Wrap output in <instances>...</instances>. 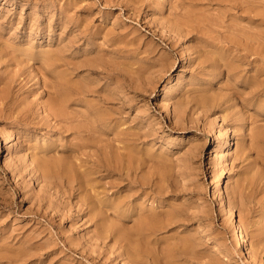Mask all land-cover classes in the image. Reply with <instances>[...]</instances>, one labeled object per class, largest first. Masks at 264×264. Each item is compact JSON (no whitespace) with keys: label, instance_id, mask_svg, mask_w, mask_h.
<instances>
[{"label":"rangeland","instance_id":"374dc122","mask_svg":"<svg viewBox=\"0 0 264 264\" xmlns=\"http://www.w3.org/2000/svg\"><path fill=\"white\" fill-rule=\"evenodd\" d=\"M120 1L0 0V264H126L124 252L134 248L143 253L141 264H264V91L258 87L264 73L240 66L226 44L245 40L238 31L244 23L247 47L264 52V25L241 22L229 0ZM246 1L264 12V0ZM184 12L187 26L178 36L163 28ZM105 57L129 72V88H117L98 72ZM226 60L234 66L228 68ZM69 61L78 67L70 76L74 80L116 91L112 108L120 117L112 115L121 129L129 128L131 148L144 159L135 172L148 195L134 198L137 186L99 194L111 203L132 190L119 210L94 212L103 220L80 216L62 183L54 195L27 176L29 167L18 163L21 174L9 177L16 158L26 162L54 147L63 156L60 135L42 123V105L52 76L69 70ZM95 96L87 94L85 102ZM81 105L72 108L84 111ZM114 121L106 130L109 138ZM224 128L226 142L218 148ZM8 133L14 140L7 144ZM222 153L221 192L227 204L234 198L233 217L250 263L232 238L230 217L210 195ZM141 213L157 214L161 225L149 234L136 232ZM97 230L104 240L83 249Z\"/></svg>","mask_w":264,"mask_h":264},{"label":"bare ground","instance_id":"6f19581e","mask_svg":"<svg viewBox=\"0 0 264 264\" xmlns=\"http://www.w3.org/2000/svg\"><path fill=\"white\" fill-rule=\"evenodd\" d=\"M115 1L117 2V0ZM121 1L123 2V0ZM228 7L230 9L235 10V12L238 13V17L242 18L241 22L244 19L251 20L252 22H254L255 20H259L264 25V12L257 11L256 6H254L252 2L250 3L246 0H229ZM188 15H189L188 12H184L183 15L180 16L183 18H177L176 21L172 23H168L167 21V23H164L163 28H166V30H168L167 32L171 34H177L178 36V34H180L181 31L183 30V27L187 26V21L184 20V18L185 16L188 17ZM126 17H130V14ZM131 18L132 17H130V19ZM133 18H135L134 15ZM151 20L153 21V19ZM245 25L246 24L241 23L238 26L239 27L238 31H241L244 34L243 36L245 40L243 41L242 39H238L237 41H235L234 39H230V40L227 39L226 44H228V50L235 51L238 54L237 63L240 64V66H242L243 64L250 65L251 68H254L255 71L254 73L256 75L262 76L264 73V52L263 50L260 49H251L249 45L247 47L246 45L247 37L245 32L247 26ZM230 29L232 30V27H230ZM234 30L236 29L234 28ZM161 34L163 36V33ZM70 46L71 45H69V47ZM64 54H66V52ZM108 59H106L107 61L104 60L105 65L102 64L103 65L102 69L98 72L103 74L104 75L103 77L109 80V82L116 84L117 88L120 85H123L124 87H126V89L129 88L131 85L129 72H127V70L122 71L124 69L122 70L118 69L117 65L114 64L116 62L114 61L108 62ZM246 60L247 62H245ZM47 62H48L47 63L48 66L49 64L53 63L51 58L48 59ZM161 63H163V61ZM225 63L228 68H232L234 66V63L229 60H226ZM89 64L90 63L87 64L89 71L95 72V70L91 68L94 66H92L91 64V67L89 68L90 66ZM66 65L68 66L69 70H65V72L61 74L52 76V81H50V84L48 86H46V84L44 83V86L47 87V92H46L47 100L43 102L42 105V110L45 113L42 123L46 126L51 127L56 131V133H58V135H60L61 137L60 140L62 143L59 145V147L61 148L63 156L62 157L56 156L55 154L56 150H54L56 149V147L50 150L43 149L42 150L43 154L41 156L34 158L31 154L28 156L27 159L28 161L26 162H24V160L20 157L16 158L18 159V161H16L17 163L13 162L11 165L12 167H10L11 169L9 168V170L11 173L12 172L15 173V175L17 174L20 175L21 172L19 171L20 170L19 168L21 166L29 167L30 171L26 173L27 176H30L31 179L37 182L38 183L37 185L41 184L43 189H49V190L53 189L54 195H57L55 191V187H59L62 183L63 186L65 187V190H67L66 191L67 194L76 199V204H75L77 206L76 212L79 213L80 216L83 217V215H86L89 220L90 219L103 220V217L99 216L100 214L96 215L94 214V212L102 208H105L106 210L108 209L119 210L121 206L125 204L121 202H123L124 198L129 196L128 193L131 192L132 190L129 192L123 190L124 193H120V195L116 198L117 201L115 202L113 201L111 203H109L108 201L100 200V198L97 197L99 194L103 192L105 193V191H108L110 189H114L115 192H117L116 191L117 189L130 187V186H137L139 188L138 194L137 195L135 194L134 198L137 199L140 196L148 195L147 192V189L149 188L148 185L146 184L145 181L141 179V176L137 175V173L135 172L144 163L143 162L144 159L138 160L136 158L137 152L132 150L131 148V146L133 145V134L130 133L128 127L121 129L120 126L122 123H120L119 120L120 110L119 109L116 110L112 108V105L115 102V98L113 97V95L116 93V91L114 89H108L107 91H104L102 90L103 88L100 89L97 88V86H93V83L91 82H87V84H83L84 81L81 82L80 80H74L70 76L72 74L74 75L75 71L77 72L78 67L75 66V64L72 63L71 61H69ZM166 71L168 70L166 69ZM137 74L139 75V73ZM252 77H254V75H252L251 78ZM82 79L85 80L83 77ZM139 80L140 79H138V81ZM136 82L134 81V83ZM258 87L260 88L259 92L264 91V78L260 80ZM87 94L89 95L96 94L97 97L95 96L96 99L90 102H85V96ZM80 103H82L83 105H81ZM72 105H81L84 107V111L80 112L72 108ZM112 111L114 113L113 115L119 114L118 115L119 117L113 116ZM112 116L115 119V121L114 124L111 126L113 130L112 137L109 138L106 134L107 133L106 130L108 127L110 129L109 125L113 121ZM174 120L176 119L174 118ZM51 121H53L52 124L50 123ZM170 121H173L172 117ZM225 130H226L225 128L222 129L220 133L221 142L220 144L217 145L218 148H221V145H223L226 142ZM13 140L14 139H12L11 133H8V135L5 138V143L7 144L11 143L13 142ZM16 145L18 146V144ZM46 151H48L49 153L48 155H46L47 153ZM3 163L4 165L7 164L6 161H3ZM218 165H220L221 172L219 177L213 180V183L210 187V195L212 197V200L216 203L217 209L221 212H225L230 217V227L233 231L232 238L234 239V241H236L237 247L240 248L239 249L240 253L243 256H245L248 263H250L252 262L250 261L251 254L245 252L244 250L245 243L243 239V232L239 227L235 217H233V209H234L233 204L235 202L233 200L234 198L232 200L229 199L230 201H228V204L225 203L220 188L221 177H223L222 169L226 167V162L223 158V153L218 156ZM13 173L9 177H11V179L14 180L15 175ZM104 178H110V181L108 182L105 181V183H102V180ZM66 192H63L62 194H65ZM155 193H158V190L155 191ZM237 193L238 192H236V194ZM49 203L50 202L48 201L47 205ZM64 205L67 206L68 203ZM57 207H58L57 211L59 210L61 212L60 206ZM79 215L78 216L74 215L75 220L77 219L79 220ZM160 225L161 224L157 220V214L153 216H149L147 214L145 215L144 213H141L138 216L136 222V230H137L136 232L149 234V232L151 233L153 229L158 228ZM105 236L106 235H104L103 232L97 230L93 234V236L89 238V241H86L83 249L85 247L92 248L99 246L97 244V241L99 239L104 240ZM64 241L68 245L72 243V241L68 238H65ZM124 253L126 254L125 257L128 258L126 264H141L143 253L138 248L137 249L134 248L133 252L126 251Z\"/></svg>","mask_w":264,"mask_h":264}]
</instances>
